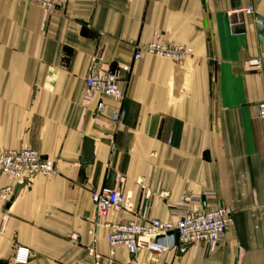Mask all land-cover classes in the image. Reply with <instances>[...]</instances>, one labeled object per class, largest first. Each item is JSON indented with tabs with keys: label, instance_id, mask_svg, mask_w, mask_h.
<instances>
[{
	"label": "crops",
	"instance_id": "1",
	"mask_svg": "<svg viewBox=\"0 0 264 264\" xmlns=\"http://www.w3.org/2000/svg\"><path fill=\"white\" fill-rule=\"evenodd\" d=\"M247 8L254 14L232 33L229 13ZM156 40L194 54L134 60ZM99 51L131 66L120 124L112 106L99 121L81 107ZM263 51L264 0H64L52 13L0 0V153L27 147L56 167L29 186L0 173V189L16 188L0 203V264H14L20 246L29 264H264V68L244 66ZM103 188L131 197L132 211L110 224L174 222L186 195L215 193L234 225L212 253L175 243L162 255L112 256L92 201Z\"/></svg>",
	"mask_w": 264,
	"mask_h": 264
},
{
	"label": "built area",
	"instance_id": "2",
	"mask_svg": "<svg viewBox=\"0 0 264 264\" xmlns=\"http://www.w3.org/2000/svg\"><path fill=\"white\" fill-rule=\"evenodd\" d=\"M43 7L47 13L56 11L64 0H25ZM253 15L254 9L229 13V27L232 33L241 26V14ZM134 60H140L148 54L177 64L184 63L194 54L193 49L184 45L166 44L158 40L146 46L135 47ZM248 71H260L264 68V51L257 58L245 62ZM130 75L131 66L121 63H106L103 53L97 52L85 80L81 107L84 112L92 111L95 121H99L108 108L113 124L124 122L127 110L124 107L125 92L121 87L122 74ZM259 114L264 119V103L259 107ZM0 173L17 185H31L38 176L56 174L55 164L48 158L30 148L7 150L0 153ZM145 197L149 193L144 186ZM16 194L14 186L0 189V203H12ZM96 208L97 221L106 224L110 233L109 249L112 256L119 249H126L133 257L140 251L147 250L162 255L169 248L157 244L158 237L173 232L178 235L177 244L185 247H204L208 253L214 252L221 240L232 230L234 225L233 210L230 207H214L217 197L209 193L205 197L186 195L182 201L173 205L176 220L163 222L142 217L141 223L110 224L112 213L132 211L131 197L122 189L103 188L92 193ZM32 251L27 247H17L13 257L14 264H29ZM133 262V261H132Z\"/></svg>",
	"mask_w": 264,
	"mask_h": 264
},
{
	"label": "water",
	"instance_id": "3",
	"mask_svg": "<svg viewBox=\"0 0 264 264\" xmlns=\"http://www.w3.org/2000/svg\"><path fill=\"white\" fill-rule=\"evenodd\" d=\"M177 240H178V235L171 232L167 234V236L158 237L156 242L159 245L167 246L168 248L172 249L175 247V243Z\"/></svg>",
	"mask_w": 264,
	"mask_h": 264
},
{
	"label": "rangeland",
	"instance_id": "4",
	"mask_svg": "<svg viewBox=\"0 0 264 264\" xmlns=\"http://www.w3.org/2000/svg\"><path fill=\"white\" fill-rule=\"evenodd\" d=\"M219 244H220V243H219ZM219 244H218V245H219ZM217 247H218V246H217Z\"/></svg>",
	"mask_w": 264,
	"mask_h": 264
}]
</instances>
